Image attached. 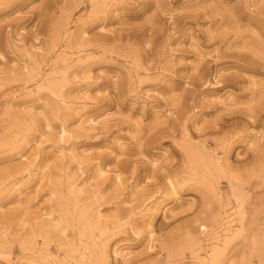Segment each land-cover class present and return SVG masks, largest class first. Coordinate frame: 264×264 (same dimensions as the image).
I'll return each mask as SVG.
<instances>
[{
	"label": "rangeland",
	"instance_id": "obj_1",
	"mask_svg": "<svg viewBox=\"0 0 264 264\" xmlns=\"http://www.w3.org/2000/svg\"><path fill=\"white\" fill-rule=\"evenodd\" d=\"M0 264H264V0H0Z\"/></svg>",
	"mask_w": 264,
	"mask_h": 264
}]
</instances>
